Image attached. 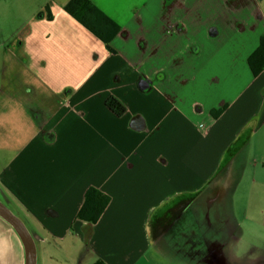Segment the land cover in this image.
I'll return each mask as SVG.
<instances>
[{"label":"crops","instance_id":"0c3cea01","mask_svg":"<svg viewBox=\"0 0 264 264\" xmlns=\"http://www.w3.org/2000/svg\"><path fill=\"white\" fill-rule=\"evenodd\" d=\"M68 1L0 0V202L35 264H165L167 234L194 236L204 212L224 232L233 218L260 251L264 67L247 62L264 36L258 0H90L119 27L109 48ZM88 188L109 197L95 222L76 218ZM0 264H25L1 217Z\"/></svg>","mask_w":264,"mask_h":264},{"label":"rangeland","instance_id":"374dc122","mask_svg":"<svg viewBox=\"0 0 264 264\" xmlns=\"http://www.w3.org/2000/svg\"><path fill=\"white\" fill-rule=\"evenodd\" d=\"M258 2L264 17V0H258ZM207 213H201L202 215L199 216L197 221L198 232L192 237L188 235L186 237L179 236V241H176L174 235L175 231L173 232L175 228L170 230L171 232L165 237V242L170 249V251L164 255V260L166 261L165 264H206L203 261L207 259V256L206 252L202 251V247L207 243L216 246L215 250L218 257L214 264H264V236L263 239H260L258 242L260 244V251H253L252 245L249 243L250 237L245 236L240 239L238 233L234 232L235 221L233 218L228 221V226L227 224H224V232L222 231V223L224 219H221L220 223H215L211 213ZM231 213L233 212L231 211ZM258 219H260L263 224L262 229L264 233V215L260 216ZM174 220L175 211L173 208L168 212V215H166V219L162 220V225L169 227L174 223ZM175 242H177V246L175 245ZM186 242L187 244H185ZM192 243L198 246L196 253H190L188 251L189 246ZM177 249L179 252L176 251ZM187 253H189V257L184 256ZM253 256L258 257V259L260 257L262 262H250L249 259L253 258Z\"/></svg>","mask_w":264,"mask_h":264},{"label":"trees","instance_id":"16d2710c","mask_svg":"<svg viewBox=\"0 0 264 264\" xmlns=\"http://www.w3.org/2000/svg\"><path fill=\"white\" fill-rule=\"evenodd\" d=\"M64 10L109 48L108 44L119 27L96 8L90 0H69L64 6ZM247 62L253 75H256L264 67V36L260 38L258 47L248 57ZM104 104L116 116H121L125 112L124 105L114 96L107 97ZM108 201L107 195L94 188H88L76 218L95 222Z\"/></svg>","mask_w":264,"mask_h":264},{"label":"water","instance_id":"95a60500","mask_svg":"<svg viewBox=\"0 0 264 264\" xmlns=\"http://www.w3.org/2000/svg\"><path fill=\"white\" fill-rule=\"evenodd\" d=\"M0 217L8 222L22 241L25 252V264H35L34 245L23 222L0 202Z\"/></svg>","mask_w":264,"mask_h":264}]
</instances>
